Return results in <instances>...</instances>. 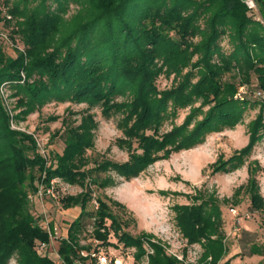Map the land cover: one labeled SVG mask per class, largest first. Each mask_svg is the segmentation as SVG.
I'll return each mask as SVG.
<instances>
[{
	"label": "trees",
	"instance_id": "trees-1",
	"mask_svg": "<svg viewBox=\"0 0 264 264\" xmlns=\"http://www.w3.org/2000/svg\"><path fill=\"white\" fill-rule=\"evenodd\" d=\"M254 1L258 10L243 0H13L11 20L0 10V26L9 32L14 23L13 36L26 49L13 59L0 39V87L7 84L14 92L17 116L25 118L52 103L100 106L106 118L122 114L124 137L118 142L129 156L124 163L92 162L86 155L92 126L83 123L70 130L63 155L49 164L33 137L12 130L0 95V264L13 258L18 264H56L38 248L49 242V234L30 201H39L40 186L47 190L55 178L83 189L60 199L64 209L81 208L60 244L68 264L89 258L81 253L90 247L80 245L86 217L95 220L93 236L99 244L111 246L114 234L126 248H136L139 261L147 254L148 236L134 238L124 231L125 221L113 206L125 210V205L94 196L93 186L103 190L115 184L112 176L100 174L115 172L134 180L154 163L234 130L256 108L248 125L249 145L229 158L219 156L210 171L224 175L248 164V182L234 197L246 191L251 211L264 213L258 180L264 168L251 159L264 141V98L256 96L264 92V0ZM73 5L80 11L68 21ZM161 76L172 79L169 88L160 89ZM241 86L246 92L236 98ZM169 122L171 129L161 133ZM191 199L194 203L174 207L183 237L189 245L200 244L210 264H231L223 262L227 248L218 200L203 194ZM93 200L98 209L89 211ZM151 246L149 264H181L161 246ZM253 254L264 256V246L250 245Z\"/></svg>",
	"mask_w": 264,
	"mask_h": 264
},
{
	"label": "rangeland",
	"instance_id": "rangeland-1",
	"mask_svg": "<svg viewBox=\"0 0 264 264\" xmlns=\"http://www.w3.org/2000/svg\"><path fill=\"white\" fill-rule=\"evenodd\" d=\"M244 1V0H243ZM13 0H0V10L3 15H8V8L12 6ZM80 11L78 5H73L66 20H71ZM11 20V16H7ZM13 24L9 26V32H4L0 26V39L6 54L17 59L20 53L25 54V46L16 36H13ZM228 40L224 41L227 47ZM23 81L26 76L22 73ZM160 89L169 88L172 79L161 76L157 82ZM246 92L244 86L239 88L236 98H242ZM13 91L7 84L0 87V95L3 107L10 116L11 128L33 137L37 143L38 153L50 164L55 155H63L66 147L65 140L71 135L70 130H75L83 123L92 126V147L86 152L92 162L110 160L124 163L128 160V152L121 148L119 140L124 137L119 125L123 119L122 114H113L106 118L102 114L100 106L89 107L87 104L52 103L41 111L29 114L25 118H19V110H15L17 99L13 97ZM254 99L253 92L250 93ZM120 98L119 101H124ZM259 108L248 111L244 123L238 125L234 130H226L223 133L209 136L206 142L198 148L173 155L169 160L158 161L151 165L138 178L126 181L115 172L100 174L101 178L112 176L115 184L99 189L93 186L94 196L118 201L125 205L126 209L113 206V212L124 221V231L134 238L148 236L146 240L147 254L137 261L136 248H126L125 244L119 242L116 236H111V246L105 247L94 239L95 220L86 217L84 230L80 233V245L90 247L91 253L94 249L108 251L112 256L123 259L125 264H149L150 256L154 253L151 243L161 246L169 256L178 259L181 264H210L211 258L206 259L204 248L200 244L189 245L177 226L176 205H189L194 203L191 198L200 194L218 200V205L223 214L224 239L227 253L223 262L230 260L231 264H261L264 256L260 254L249 255L250 245L264 246V213L252 212L250 199L246 191L237 198L235 191L248 182V164L244 167L224 175L212 176L210 167L219 156L231 157L234 153L242 151L250 143L248 125L254 120ZM187 112H181L177 124L181 123V117ZM171 129L170 122L161 130V133ZM70 133V134H69ZM137 145V144H136ZM135 145V146H136ZM252 160H258L264 168V141L261 142L252 155ZM93 165L92 167H94ZM97 176V174H95ZM261 193L264 197V171L259 176ZM64 189L59 187L60 193L57 203L50 198L44 197L43 201H36L32 197L31 208L36 209L40 218L47 217L52 226H59L63 235H68L70 222L81 215V208L73 207L64 209L60 202L62 197L75 196L82 193L79 185L64 183ZM167 193L164 195V193ZM60 202V203H58ZM200 204L199 202H196ZM96 201L93 200L87 210L96 209ZM236 209L239 216L236 218L232 210ZM59 217V218H58ZM56 219H59L58 222ZM241 224H238V221ZM62 221V222H61ZM240 229L236 231V229ZM51 259H56L54 254ZM10 264H18L17 258H13ZM76 264H91L88 259L78 261Z\"/></svg>",
	"mask_w": 264,
	"mask_h": 264
},
{
	"label": "built area",
	"instance_id": "built-area-1",
	"mask_svg": "<svg viewBox=\"0 0 264 264\" xmlns=\"http://www.w3.org/2000/svg\"><path fill=\"white\" fill-rule=\"evenodd\" d=\"M244 2L246 3V5L253 10H258L257 4L254 0H244ZM263 24L264 21L262 20ZM256 96L258 98H264V92H257ZM64 189V184L63 181H61L58 178H55L53 180H51L50 182V187L46 190L44 189L43 186H40L39 191H38V198L40 201L44 200V197H48L52 200H59L60 198V193L57 191V187H60ZM96 209H98V203L96 202ZM233 215L237 218L239 216V213L236 209L232 210ZM238 224H241V221H238ZM42 226L45 230H47L48 234H49V242L47 243H39L38 244V248L41 252H44L46 254H54L55 256V262L56 264H68L65 259L61 256L60 254V244L61 241L63 240V238L65 237L62 234V230L59 226L55 225L52 226L51 225V221L45 217L44 219H42ZM240 229H236V231H239ZM82 256L84 257H88L90 261L93 264H125V262L123 261V259L117 258L115 256H112L108 251L99 249V251H92L91 253H85L82 252L81 253Z\"/></svg>",
	"mask_w": 264,
	"mask_h": 264
},
{
	"label": "crops",
	"instance_id": "crops-1",
	"mask_svg": "<svg viewBox=\"0 0 264 264\" xmlns=\"http://www.w3.org/2000/svg\"><path fill=\"white\" fill-rule=\"evenodd\" d=\"M58 218H59V217H58ZM56 220H57V222H58L59 219H56ZM61 222H62V221H61ZM64 236H66V235H64Z\"/></svg>",
	"mask_w": 264,
	"mask_h": 264
}]
</instances>
